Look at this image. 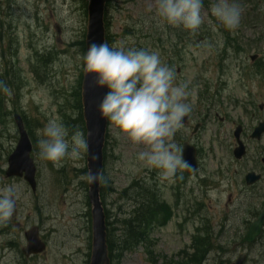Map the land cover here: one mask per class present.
<instances>
[{
    "label": "rangeland",
    "instance_id": "1",
    "mask_svg": "<svg viewBox=\"0 0 264 264\" xmlns=\"http://www.w3.org/2000/svg\"><path fill=\"white\" fill-rule=\"evenodd\" d=\"M11 1L0 0L1 10L13 12L15 23L12 44L8 43L9 29L5 28L0 36V76H7L3 84L12 93L7 96L0 92V187L15 185L18 198L11 218L0 221V264H89L91 207L87 198L88 182L79 179L87 173L86 152L79 161L65 160L63 166L57 168L40 159L37 147L41 138L37 133L50 118L61 120L69 134L78 129L86 140L78 108L79 82L84 72L81 41L85 40L87 30L89 0ZM212 2L204 0L205 22L195 32L162 23L155 15V0H109L107 7L110 47L115 43L125 48L157 52L161 61L174 69L176 81L187 83L193 121L175 134L173 142L180 147L183 140H192L205 158L206 144L216 124L212 121L216 112L227 116L230 123L247 125V119L258 113V104L264 103L263 77L249 69L252 55L264 59V23L261 26L256 23L257 28L252 29L253 16L246 15L252 2L235 0L242 9L240 25L234 30L239 33V49L236 52L231 48L225 60L221 59L224 44L221 30L225 28L211 16ZM11 61L16 72L14 79L6 75L7 71L11 73ZM222 61L224 74L219 68ZM11 82L13 84L9 85ZM199 92L206 100H201ZM207 104L211 111L209 118ZM14 114H20L31 125L30 137L35 141L31 157L37 168L35 192L23 179L5 176L7 158L19 140ZM256 121L251 126L256 125ZM197 123L201 124V129L192 137ZM106 147L104 175L108 183L103 203L112 225L125 220L133 211L132 197L136 191H126L135 181L156 188L160 199L173 210V217L166 226L151 231V243L124 252L118 264H179L183 249L192 252L190 246L198 228L203 229L208 223L217 226L226 214L236 211L227 221L229 226L236 227L234 233L221 241L223 244L231 242L232 248L256 219L253 213L260 212L264 206V201L250 197V193H242L241 197L235 191L213 192L211 197L207 196L204 166L196 179L179 177L177 181L179 170L169 180L160 179L158 170L136 159L145 146L133 144L110 122ZM110 189L114 191L107 192ZM229 194L231 202L227 199ZM239 197L240 202H235ZM34 225L39 227L48 247L39 256L27 258L22 254L26 246L24 234ZM123 227L119 224L120 231L115 234L111 228L113 237L118 239ZM262 241L259 247L264 250V237ZM254 250L256 258L260 251Z\"/></svg>",
    "mask_w": 264,
    "mask_h": 264
},
{
    "label": "clouds",
    "instance_id": "2",
    "mask_svg": "<svg viewBox=\"0 0 264 264\" xmlns=\"http://www.w3.org/2000/svg\"><path fill=\"white\" fill-rule=\"evenodd\" d=\"M204 0H155V15L162 23L195 32L205 22ZM211 16L226 30L234 31L241 22L242 9L235 0H213ZM84 72L94 76L95 86L105 89L99 103L102 118L133 144L145 146L136 159L158 170L162 180L173 178L190 165L181 158L173 142L192 111L190 92L185 82H177L173 68L164 64L157 52L125 48L123 45L91 43L82 57ZM0 92L11 90L0 82ZM39 157L54 167L65 160L79 161L88 149L78 129L69 134L65 124L50 118L37 133ZM79 179L89 184L106 183L102 170L89 171ZM18 193L15 185L0 187V221L14 213Z\"/></svg>",
    "mask_w": 264,
    "mask_h": 264
},
{
    "label": "water",
    "instance_id": "3",
    "mask_svg": "<svg viewBox=\"0 0 264 264\" xmlns=\"http://www.w3.org/2000/svg\"><path fill=\"white\" fill-rule=\"evenodd\" d=\"M107 0H90L88 5V27L86 35V52L91 43L106 42V30L104 13ZM105 89L95 86L94 76L84 72L82 82V105L83 115L87 131L88 144V169L98 171L103 169V148L105 143L106 129L108 121L101 117L98 107ZM20 139L15 151L8 159L9 168L6 171L7 177H24L30 184L33 191L36 190V167L30 157L32 144L25 130L21 116L14 117ZM264 131V124L259 126L257 132ZM261 131L260 134L263 132ZM196 153L193 148L186 147L183 152L184 161L190 167L188 172L196 171ZM101 186L99 184H89L88 198L92 206V253L90 264H110L107 246V226L106 216L101 201ZM264 224V212L250 226L249 231L243 242H253L261 233ZM27 246L23 249V254L27 257L37 255L45 250V244L39 238V229L32 227L25 233ZM240 259L236 264H242Z\"/></svg>",
    "mask_w": 264,
    "mask_h": 264
},
{
    "label": "flooded vegetation",
    "instance_id": "4",
    "mask_svg": "<svg viewBox=\"0 0 264 264\" xmlns=\"http://www.w3.org/2000/svg\"><path fill=\"white\" fill-rule=\"evenodd\" d=\"M247 1L252 2L253 4L250 7L251 10H248L246 15L254 17L250 20L251 23L254 24L252 26V29H254L257 28V25H255L256 23L260 26L264 23V0ZM260 16H262V19L259 18ZM5 28L9 29L8 33L11 32V36L8 38V43L12 44V33L15 30L14 15L13 12L7 13L2 11L0 7V36ZM245 28L251 29L250 26H245ZM231 36L224 37V42L228 48L231 47L228 43V38H233ZM239 38L240 37L237 35L233 41H238ZM260 68H263V71L258 76L263 77L262 80L264 81V74H262L264 72V59L257 55V58L251 63L249 69L256 71ZM0 72H2V69H0ZM10 72L11 73H8L7 71L6 75H11L10 78H14L13 75L16 73L15 67L11 66ZM245 73H247V71ZM4 77L5 74L1 75L0 79H3ZM257 90H259V84L257 85ZM260 104L261 105L258 107V113L256 112L254 115L252 114V119L251 116L247 119V125L240 122L230 123L227 116H219V112L215 113L214 119H217V123L214 125L213 134L209 137L206 144V158H200V154L198 156L199 169L205 164L204 181L209 195L213 192H219V194H221L223 192L230 193L231 191H235L237 195L240 194L242 197V193L250 191V193L262 194L264 201V134L257 138H252L254 129L260 123L264 122V103L262 102ZM255 116H257V119ZM209 117L210 113L208 115V118ZM254 120H257L256 125L251 126V123ZM238 126H241V130L239 135L235 136L234 131ZM240 152L242 155L238 157ZM251 173H255V175L260 176V178L255 184L248 185L246 177ZM227 199L231 202V194H229ZM240 200V197L236 198L235 202L237 201L238 203ZM235 202L233 204H235ZM236 207L237 206H234V208ZM232 212L236 215V211ZM231 218L232 217H225V219H229V221ZM227 226L233 231L236 228H234V226H229L226 220L224 222V218H222L220 226L215 228L216 233H218V230L220 229L218 233L219 237H222L223 234H225ZM262 238L263 237L259 238L253 245H247L246 249L250 250L255 247L259 249L257 252L264 251L259 247L263 242ZM262 260L263 259L261 258L259 262L264 264V262H261Z\"/></svg>",
    "mask_w": 264,
    "mask_h": 264
},
{
    "label": "trees",
    "instance_id": "5",
    "mask_svg": "<svg viewBox=\"0 0 264 264\" xmlns=\"http://www.w3.org/2000/svg\"><path fill=\"white\" fill-rule=\"evenodd\" d=\"M110 36H106L107 43L109 44ZM82 52H85V43L81 42ZM1 81V80H0ZM79 104V112H80ZM79 122L82 125V130L84 131V125L82 121V113H79ZM26 127L31 131V125L29 121H25ZM30 134V133H29ZM146 190L143 189L142 192L138 191L136 195L132 197V201L135 205L133 211L128 218L123 220V236L117 240L109 233L108 235V246H109V255L112 260L118 262L120 259L121 253L125 251H131L135 247L139 246L146 239L147 227L150 226V223L156 221V218L161 213L162 216L167 218V208L161 203H157L158 198L156 195L152 194L150 197L146 196ZM196 252L193 256L194 264H204V244L203 240L199 239L197 241Z\"/></svg>",
    "mask_w": 264,
    "mask_h": 264
}]
</instances>
